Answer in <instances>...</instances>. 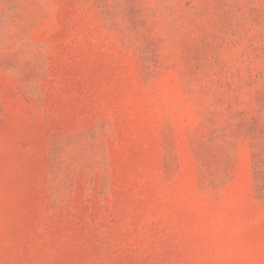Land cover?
Listing matches in <instances>:
<instances>
[{
    "label": "rangeland",
    "instance_id": "1",
    "mask_svg": "<svg viewBox=\"0 0 264 264\" xmlns=\"http://www.w3.org/2000/svg\"><path fill=\"white\" fill-rule=\"evenodd\" d=\"M0 264H264V0H0Z\"/></svg>",
    "mask_w": 264,
    "mask_h": 264
}]
</instances>
